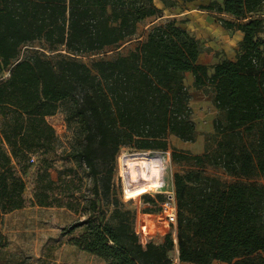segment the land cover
<instances>
[{"label":"trees","instance_id":"1","mask_svg":"<svg viewBox=\"0 0 264 264\" xmlns=\"http://www.w3.org/2000/svg\"><path fill=\"white\" fill-rule=\"evenodd\" d=\"M201 10L243 34L235 59L199 63V41L154 0H0V256L37 158L32 204L80 214L67 232L85 228L77 247L106 264H165L166 249L138 248L131 211L109 213L90 191L96 158L128 146L189 164L173 176L182 264H264V0ZM187 73L218 111L202 154L170 143L197 140ZM60 110L71 131L62 150L47 121Z\"/></svg>","mask_w":264,"mask_h":264},{"label":"rangeland","instance_id":"2","mask_svg":"<svg viewBox=\"0 0 264 264\" xmlns=\"http://www.w3.org/2000/svg\"><path fill=\"white\" fill-rule=\"evenodd\" d=\"M211 1L213 0H154L156 5L164 10V18L174 12L193 9L195 14L207 20L210 17L208 14H204V16L199 13L201 12L200 7ZM164 18L163 20H165ZM194 19L197 18L194 17ZM184 20L183 22H185ZM148 28L147 24L141 26L139 33H145ZM228 51L231 54L233 49L229 48ZM83 61L95 73L93 60L84 58ZM189 76L186 77V85L192 90V108L197 124L198 138L194 143L180 142L172 138L170 143L172 147L179 150L202 154L207 145H215L214 122L218 114L215 113L216 108L211 97V90L207 88L206 94L201 95L198 89L192 85ZM47 121L55 128L60 137L62 150L67 146L71 137V131L65 122L64 111L60 110L55 116L48 117ZM147 152L164 156L168 186L173 185L175 173H183L189 169L187 163L172 161L171 150L165 152L136 151L128 146L115 147L109 153L96 158L97 169L88 180L90 189L93 188L95 191L96 201L104 210L110 213L115 208H124L136 216L140 194L152 193L163 196V192H134L132 194L133 192L127 190L128 185L124 179L125 171L123 172V170L129 165L128 160L131 156ZM37 166L38 159L36 158L35 166L25 176L27 205L21 210L8 214L4 219L3 234L7 237L9 244L0 256V264H106L100 258L75 245L76 240L85 232V228H78L72 233H67L73 224L83 219L80 214L65 208H44L32 204ZM208 172L225 181L231 180L220 168L211 167ZM131 195L136 198L130 197Z\"/></svg>","mask_w":264,"mask_h":264},{"label":"built area","instance_id":"3","mask_svg":"<svg viewBox=\"0 0 264 264\" xmlns=\"http://www.w3.org/2000/svg\"><path fill=\"white\" fill-rule=\"evenodd\" d=\"M198 91L201 95L206 94L204 88ZM90 191L95 198L93 188ZM129 192L134 194V191ZM130 197L136 198L134 195ZM135 221L140 250L163 248L167 250L164 256L165 264H182L178 247V205L174 185L167 186L163 198L152 193L140 194Z\"/></svg>","mask_w":264,"mask_h":264},{"label":"crops","instance_id":"4","mask_svg":"<svg viewBox=\"0 0 264 264\" xmlns=\"http://www.w3.org/2000/svg\"><path fill=\"white\" fill-rule=\"evenodd\" d=\"M200 11L201 12L199 13L203 15L208 14L210 18L207 20L204 17L202 18L199 17V15L195 14L193 9L190 10L186 9L185 11L171 13L169 16H166L164 19L174 18L178 20L179 22H181V25L185 29H187L189 33L199 41L200 48L202 50L198 59L199 63L208 66H213L217 64L222 58H228L232 60L235 59L237 55L238 46L240 41L242 40L243 34L239 31L226 30L217 22L216 18L212 13L201 10V7H200ZM194 17L197 19H194ZM183 19H185L184 20L185 22H183ZM229 48L233 49V52L231 54L228 51ZM188 75H190L189 80L192 82L193 85L194 84L193 75L191 73H187L186 77H188ZM189 90L192 94V90L191 89ZM211 97L213 100L214 95L212 92H211ZM192 103H193V96L191 100V106ZM215 113L218 114L217 109ZM172 138L182 142L176 137H172ZM197 138H198V132H197Z\"/></svg>","mask_w":264,"mask_h":264},{"label":"bare ground","instance_id":"5","mask_svg":"<svg viewBox=\"0 0 264 264\" xmlns=\"http://www.w3.org/2000/svg\"><path fill=\"white\" fill-rule=\"evenodd\" d=\"M128 162L123 172L129 191L164 192L167 189V166L163 155L147 152L131 156ZM93 183L95 185V180Z\"/></svg>","mask_w":264,"mask_h":264}]
</instances>
